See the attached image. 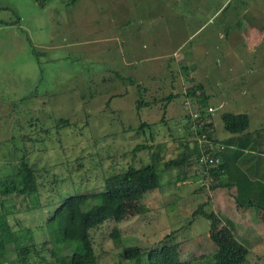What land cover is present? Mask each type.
Here are the masks:
<instances>
[{
  "label": "rangeland",
  "instance_id": "374dc122",
  "mask_svg": "<svg viewBox=\"0 0 264 264\" xmlns=\"http://www.w3.org/2000/svg\"><path fill=\"white\" fill-rule=\"evenodd\" d=\"M211 1L213 9L215 4L223 0ZM60 2L61 8L58 11L59 5L57 6L55 0H0V22L20 18L22 25V28L12 30L0 26V174L4 172L5 166L1 159L11 148V143L3 140L21 132L17 128L18 123L23 127L22 131L29 132L30 129L40 131L49 128L59 119L69 121L70 127L53 130L46 136L47 139L50 138L48 150H55L56 146L60 148V145L66 148L72 143V158L91 153V158L81 161L79 171H74V166L78 167L77 164L72 168V182L74 181V186L78 184L81 188L100 186L103 176L119 173L129 163H133L135 168L141 164H149V154L146 150L137 152L135 157L131 150L142 142L144 136L148 139L151 131L154 135V141H151L153 146L166 143V157L174 155L172 147H176L175 140L182 139L185 135L182 128L185 119L181 108L184 102L181 97L175 98L163 108L165 102L160 99L169 93L182 92L185 86L190 84L184 82L181 87L178 77L171 79V76H176V70L180 71L177 66L184 67L186 63L189 68L195 69L200 77L199 81L203 87L206 86V92H210L205 101L216 107L212 118L218 133L221 130L219 116L226 111L247 112L251 120L250 126L253 128L257 126L259 118L261 123H264V117H260L264 112V81L259 89L256 87L252 91L254 108H245L248 100L239 97L238 92V97L233 100L236 95L233 91L240 88L241 82L250 83L256 79L240 71L245 68L243 64H246V60L234 61L235 55L242 52L245 55L246 51L243 49L246 47H235L231 44L225 46L216 38L218 30L233 23L237 27L245 22L246 25L253 23L259 28L264 27V0H228L226 9L211 18V25L206 30L187 40L185 37L189 34L188 29H182L181 25L175 29L179 25H174L172 20L159 23L157 20L152 21L153 16H149V20L140 22L142 31H138L135 41L139 44L144 40L151 45L154 43L153 38H156L155 49L151 47L148 50L147 47L146 51L142 50L140 53L144 56L151 54L161 57L141 61L132 66L127 62L125 55L120 56V53L125 54V49L122 50L117 40L126 38V26H114L115 33L108 30V36H100V41L96 44L83 43L82 57H63L64 52L61 51L56 53L57 57H51L57 59L56 61L46 64L48 57L39 53L41 50L36 45L49 42L52 37L60 40L64 33L57 24H51L50 19L75 15L74 11L72 14L68 13L70 10L63 6L73 4L75 0ZM96 2L97 5L108 4L118 9V18L125 17L126 20V13L122 11L126 6L121 2ZM126 2L129 4L130 0ZM146 4L149 7L154 5L149 0ZM55 8L61 16L54 13ZM73 8L85 10V3L77 1ZM150 9H153L150 15L154 14L155 9ZM197 16L203 18L201 15ZM136 24L137 22L133 23L134 28ZM248 26L246 31L251 27ZM237 29L232 31L239 32ZM109 35L115 40L109 41ZM259 37L263 40V45H258V50L264 51V34L259 33ZM93 55L95 57H92ZM251 59L254 60L249 58V64ZM232 64L234 66L231 71L228 66ZM233 75L239 79H234ZM127 78L144 89L140 96L137 95L136 86L126 83ZM115 92L125 94L111 99L108 103V98ZM46 93L50 96L45 95ZM138 98L155 103L136 111L135 101ZM221 99L226 104L218 107ZM161 117L163 122H160ZM141 121L150 125L144 130V134L134 130ZM41 137L34 136V139L39 140ZM26 146L33 145L29 142ZM35 146L39 149L41 143H36ZM59 148L56 153L54 150L49 152L48 157L52 162L57 160L55 156L58 157V162L64 158ZM260 148L264 149L263 140ZM156 170L160 174L161 189L146 194L140 202L134 200L115 203V214L121 220L110 222L102 231L93 234V247L98 264H118V254L123 247H138L145 251L160 243L179 241L185 244L183 255L187 257L188 253L194 257V262L196 261L193 264H198L197 262L201 261L199 256L211 252L213 246L208 239V221L199 217L190 222V217L198 204L205 202L206 198L210 199L206 211H213L224 221L228 219L233 223L237 237L244 235L251 241L252 248L247 263L264 264V220L260 219L253 209L238 208L224 189L210 191L208 175L201 169H198L201 176L197 181H186L182 184H172L175 181V171L172 168L165 169L163 165H159ZM201 185L203 189L199 190ZM67 189L68 183L64 185V190ZM10 203H13L14 207L6 211L0 208V223L7 221L15 231L14 238L28 245L25 231L20 230L33 231L36 226L43 229L47 210L27 211L23 198L16 195L11 196ZM115 227L119 230V242H113L109 236ZM36 237L43 240L39 232ZM10 260L12 262L7 264H18L14 257Z\"/></svg>",
  "mask_w": 264,
  "mask_h": 264
},
{
  "label": "trees",
  "instance_id": "16d2710c",
  "mask_svg": "<svg viewBox=\"0 0 264 264\" xmlns=\"http://www.w3.org/2000/svg\"><path fill=\"white\" fill-rule=\"evenodd\" d=\"M126 81L129 86H136L137 95L140 96L144 90L141 85L129 78ZM124 94L115 92L107 102ZM208 95L200 85H193L185 94L169 93L162 97L160 101L166 103H163V108L179 96L183 98V102L190 100L198 111L197 118L192 119L190 112L181 107L185 119L182 125L185 135L184 138L175 140L176 147H172L174 155L166 157V143L153 146L151 141H154V135L151 131L148 139L143 135L142 142L131 150L134 157L137 152L146 150L149 164H141V167L135 168L133 163H129L121 172L103 176L101 185L91 189L81 188L77 183L79 187L74 186L75 183L70 177L72 172L80 170L83 159L91 158V153L72 158V143L66 148L60 145V148L56 146L55 150H48L50 138L47 139L46 136L53 130L70 127L69 121L59 119L49 128L40 131L30 129L29 132L22 131L23 127L18 123L17 128L21 132L3 140L11 143V148L1 159L5 166L4 172L0 174V208L6 211L14 207L10 199L12 195H16L23 198L27 211L46 209L48 215L42 224L43 229L36 226L33 231L20 230L25 231L28 245L14 238L15 231L7 221L0 223V264L11 263L12 257L18 264H98L93 247V234L102 231L110 222L121 220L115 214V203L134 200L140 202L146 194L161 189L160 174L156 170L159 165L175 171V181L172 184L197 181L201 176L198 169H201L208 175L210 191L226 190L238 208L253 209L264 220V179L256 177L255 173V165L264 163V156L260 155L264 154V149L260 148L262 140L264 141V126L250 131L247 113L235 114L226 111L220 114L219 121L227 138L220 137L212 118L216 107L205 101ZM152 103L138 98L135 101V110L139 111L143 106ZM208 107L213 111L205 114ZM163 120L161 117L160 122ZM149 126L147 122L141 121L134 130L144 134ZM34 136L44 137L36 140ZM29 142L33 146L27 147ZM36 143H41L39 149L35 148ZM58 148L63 152L64 158L58 162V157L54 155L57 162H52L48 157L49 152L54 150L56 153ZM205 148H209L213 159L210 164L199 162L201 150ZM252 160L253 163L250 164ZM67 183L69 189L65 191L64 185ZM202 189L201 185L199 190ZM209 204L210 199L206 198L205 202L198 204L190 217V222L199 217L208 221V239L213 246L211 252L199 256L201 261L197 263L248 264L251 241L244 235L237 237L233 223L228 219L224 221L213 211H206ZM38 232L43 240L37 239ZM109 236L113 242L120 241L117 227L112 229ZM184 246V242L179 241L160 243L145 251L138 247H123L118 254V264L195 263L194 257L188 253L187 257L183 255Z\"/></svg>",
  "mask_w": 264,
  "mask_h": 264
},
{
  "label": "crops",
  "instance_id": "0c3cea01",
  "mask_svg": "<svg viewBox=\"0 0 264 264\" xmlns=\"http://www.w3.org/2000/svg\"><path fill=\"white\" fill-rule=\"evenodd\" d=\"M60 1L63 2V0ZM60 1L55 0L57 6L59 5L58 11L61 8ZM77 1H82L85 3V10L80 11L79 8H73L76 6ZM117 1L121 2L126 6V8L122 9L123 13H126V20L125 17H123V19L118 18V9L111 7L108 4L105 6H102L100 4L97 5L96 0H75L73 4H63V6L66 7L67 10H70L68 13L72 14V12L74 11L75 15H70L66 17L62 16L60 18L58 17V19H56V17H52L50 19L51 24H57L59 29L64 33L62 34V38L60 40H56L54 39V37H52L49 42L38 43L36 45L41 50L39 53H44V57H48L45 63L49 64L52 63V61H56L57 59H52L51 57H57L56 53H60L61 51L64 52L63 57H82L81 46L83 45V43H98V41H100V36L107 37L110 32L115 33L113 29L114 26H120L121 28L123 26H126V38L123 37V39L121 38L117 40H119L118 43L121 44L123 48L122 50L125 49V54L120 53V56L124 57L125 55L127 57V62L130 66L141 61L146 62L150 60H156V57L161 56L151 54H146V56H144L140 53L142 50L146 51L147 47L148 50L151 47L154 48V46L157 45L156 38H153L152 42L154 43L151 45L150 42H144V40L139 44H137L135 41V36L138 34V31L142 29L140 25L141 21L149 20V16H153L152 21L157 20V22L159 23L163 20H172L174 25H179L176 26L175 29L180 28L181 25L182 29L189 30L188 36L185 37V40H187L196 37L201 33L202 30H206L207 27L211 25V18L217 15L218 13H221L222 10L226 9V4L228 2V0H223L218 4H215L213 9H211V5L213 2L211 0H149L150 3L153 2L154 4L152 7L147 6V0H130L129 4L126 2V0H116V3ZM136 7H138V9ZM150 8L155 9L154 14L150 15V12L153 10ZM56 11L57 9L55 8L54 13H56L57 16L62 15L61 13L59 14V12L57 13ZM182 13H185L186 15H183ZM197 15H201L203 16V18H200ZM134 16L135 21L133 20ZM135 22H137V24L134 28L133 23ZM2 23L3 24H0V26L7 30L22 28L20 18L8 22L2 21ZM248 25H250L251 27L248 31H246L249 27ZM248 25H246L245 22L244 25H239L238 27L234 23L229 26H224L221 30H218L216 32V38L217 40H219L220 43L225 44V46L231 44L235 47H246L245 49H243V51H246L245 55L243 54L244 52L237 55L234 54V57H236L234 61L244 62V60H246V64H243L245 68L240 71H244L245 74H250V76L255 77L256 79H253V81H251L250 83L241 82L240 88L237 91H233V94H236L233 96V100L235 97H238V92L239 97H245L248 100L245 103V108L252 109V107L254 108L255 104V99L253 97L254 93L252 91H254L256 87H258L259 89V87H261L262 85L261 82L264 81V51L260 49L258 50V48L260 47H257L258 45L263 44V40L261 41L259 33L262 35L264 34V27L259 28L256 25H253V23ZM237 28L239 29V32L236 31V33L235 31H232L233 29L236 30ZM108 30L111 31L108 32ZM127 31L130 32L127 33ZM91 33H93V36H91ZM145 37L149 38V36ZM108 40L111 41L115 39H112L111 36L108 38ZM146 43H148L149 45ZM178 45H180V43H178ZM124 46H126V48H124ZM192 51L195 52V50ZM226 56L229 57L230 55ZM92 57L95 56L93 55ZM242 57H245V59ZM249 58H254V60H250V64L248 61ZM233 66L234 64L228 66L231 71L233 69ZM177 68H179L180 71L176 70V76L170 75L171 79L178 77L181 87L183 86L184 82H190V84L186 85L185 88L183 87L184 89L182 90V92L176 94H185L186 91L190 89L193 85H200L206 94L210 93L209 91L206 92V86L203 87L202 83L199 81L200 77L196 74L194 68H189L187 63L184 64V67L177 66ZM233 77L234 79H239V77L237 76L233 75ZM172 85L173 83L171 84V86ZM177 98H179V96ZM225 104L226 102L221 99L218 103V107H222ZM209 105L213 106L212 104ZM232 112L235 114L243 113L237 111ZM260 117H264V112H262V116ZM262 125H264V123H261V120L259 118L257 126L255 128L250 126L249 130L253 131L259 129V127H261ZM218 135L222 138H227V135L222 130H219ZM260 155L264 156V154ZM251 163H253V160L250 161V164ZM255 167V173H257L256 177H261V179H264V163L259 162L255 165Z\"/></svg>",
  "mask_w": 264,
  "mask_h": 264
},
{
  "label": "built area",
  "instance_id": "2783aa9c",
  "mask_svg": "<svg viewBox=\"0 0 264 264\" xmlns=\"http://www.w3.org/2000/svg\"><path fill=\"white\" fill-rule=\"evenodd\" d=\"M182 108L186 109V110H188L190 112L192 119H196L197 118L198 111L193 106V104L191 103L190 100H185L183 105H182ZM211 111H213V109L211 107H208L207 108V112H205V114H207V113H209ZM209 148H210V146H209ZM209 148H208V150H207V148L201 150V155H200V158H199V162L200 163H203V164L212 163L213 159L211 158V155L209 153ZM210 150H211V148H210ZM216 161H217V159H216Z\"/></svg>",
  "mask_w": 264,
  "mask_h": 264
}]
</instances>
